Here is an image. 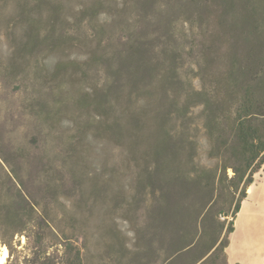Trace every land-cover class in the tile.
Returning a JSON list of instances; mask_svg holds the SVG:
<instances>
[{"label":"rangeland","instance_id":"1","mask_svg":"<svg viewBox=\"0 0 264 264\" xmlns=\"http://www.w3.org/2000/svg\"><path fill=\"white\" fill-rule=\"evenodd\" d=\"M256 39L264 0H0V196L14 170L79 238L86 264L161 263L177 229L191 231L199 197L178 194V223L155 226L153 152L168 131L187 130L201 143L196 162L216 164L197 104ZM3 206L0 237L10 239L17 223ZM243 207L246 235L231 234L229 264H264V166ZM11 247L4 264H26V235Z\"/></svg>","mask_w":264,"mask_h":264},{"label":"trees","instance_id":"2","mask_svg":"<svg viewBox=\"0 0 264 264\" xmlns=\"http://www.w3.org/2000/svg\"><path fill=\"white\" fill-rule=\"evenodd\" d=\"M222 75L210 81L205 101L197 104L202 107L199 129L216 164L196 162V145L201 143L187 130L179 134L168 131V139L159 142L153 152L150 174L155 226L163 227L168 219L178 220L174 212L178 194L199 197L188 215L191 231L184 235L177 229L179 244L159 264H229L227 249L236 218L264 166V40H254L247 53L231 57ZM134 117L131 114L130 119ZM190 163L194 168L184 167ZM162 174L167 175L163 179L166 185L160 184ZM6 176L12 191L1 195L0 201L17 225L10 239L0 240L13 252L15 236L25 234L31 250L26 264H86L79 238L59 230L50 212L29 195L18 173L9 170ZM218 214L224 218L216 217Z\"/></svg>","mask_w":264,"mask_h":264},{"label":"bare ground","instance_id":"3","mask_svg":"<svg viewBox=\"0 0 264 264\" xmlns=\"http://www.w3.org/2000/svg\"><path fill=\"white\" fill-rule=\"evenodd\" d=\"M249 190H250V188L248 189V191ZM243 209H244V207L239 212L240 218L237 221L236 229H235V232H233L232 239H234L236 236H240L242 239H245L249 213H248V210L245 211ZM231 248L233 249V247L230 245L228 248V252H229L230 257L233 255V251H234V250L232 251ZM241 248H243V247H241ZM9 255H10V252H9L8 247L6 245H3L2 249L0 250V264H4L7 261Z\"/></svg>","mask_w":264,"mask_h":264},{"label":"crops","instance_id":"4","mask_svg":"<svg viewBox=\"0 0 264 264\" xmlns=\"http://www.w3.org/2000/svg\"><path fill=\"white\" fill-rule=\"evenodd\" d=\"M231 244H232V241H231Z\"/></svg>","mask_w":264,"mask_h":264}]
</instances>
